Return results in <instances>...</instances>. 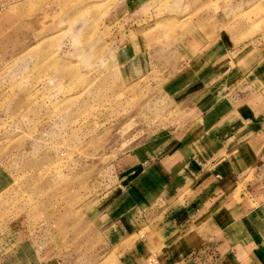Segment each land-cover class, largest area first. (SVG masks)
I'll return each mask as SVG.
<instances>
[{
  "label": "rangeland",
  "instance_id": "1",
  "mask_svg": "<svg viewBox=\"0 0 264 264\" xmlns=\"http://www.w3.org/2000/svg\"><path fill=\"white\" fill-rule=\"evenodd\" d=\"M224 32L264 37V0H0V264H164L176 238L154 225L181 194H140L138 228L119 239L143 175L120 166L190 127L174 88ZM231 202L246 233L235 206L258 201L239 185Z\"/></svg>",
  "mask_w": 264,
  "mask_h": 264
},
{
  "label": "crops",
  "instance_id": "2",
  "mask_svg": "<svg viewBox=\"0 0 264 264\" xmlns=\"http://www.w3.org/2000/svg\"><path fill=\"white\" fill-rule=\"evenodd\" d=\"M195 62L184 73L196 79L173 91L183 94L177 100L191 110L192 124L163 136L145 167L120 166L122 176L143 172L128 184L141 192L110 229L119 239L137 230L135 199L143 192L170 202V194L180 192L177 208L154 225L162 240L176 238L162 251L164 264H264V37L236 42L224 32ZM239 185L258 201L251 209L245 202L235 206L245 212L246 233L233 228L222 211L234 209ZM249 233L256 243L253 256L246 252Z\"/></svg>",
  "mask_w": 264,
  "mask_h": 264
}]
</instances>
